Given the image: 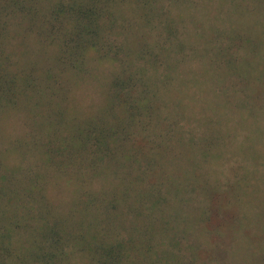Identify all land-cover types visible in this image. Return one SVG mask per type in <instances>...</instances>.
I'll return each instance as SVG.
<instances>
[{
  "label": "trees",
  "instance_id": "trees-1",
  "mask_svg": "<svg viewBox=\"0 0 264 264\" xmlns=\"http://www.w3.org/2000/svg\"><path fill=\"white\" fill-rule=\"evenodd\" d=\"M230 5L0 0V119L48 131L0 264H264V21Z\"/></svg>",
  "mask_w": 264,
  "mask_h": 264
},
{
  "label": "rangeland",
  "instance_id": "rangeland-1",
  "mask_svg": "<svg viewBox=\"0 0 264 264\" xmlns=\"http://www.w3.org/2000/svg\"><path fill=\"white\" fill-rule=\"evenodd\" d=\"M232 5L229 6L226 16L231 20H240L237 24H246L248 27H256L257 22L264 21V0H231ZM239 3L240 6L236 4ZM238 32L244 31L239 27ZM90 93L93 92L88 88ZM85 95L87 92L84 93ZM85 95L83 98H85ZM87 103L88 99H84ZM25 113V114H23ZM26 112L5 114L0 119V150L5 156L8 155V164L11 166L10 170L2 171L3 177L0 176V186L11 184L12 178H24V175H31V171L39 170V166L43 165L42 154L44 151L43 142H46L47 130L36 128L34 121ZM42 149V150H41ZM31 168V169H30ZM2 179V180H1ZM54 181L58 183L53 186L50 194L54 199H58V189L62 187V183L54 177ZM4 195H1L0 199ZM10 205L6 202L0 201V222L5 218L11 216ZM9 214V215H8ZM8 215V216H6ZM244 260V259H243Z\"/></svg>",
  "mask_w": 264,
  "mask_h": 264
}]
</instances>
